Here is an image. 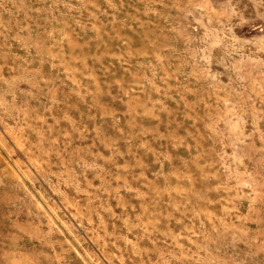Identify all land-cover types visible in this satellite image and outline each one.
<instances>
[{
    "label": "rangeland",
    "instance_id": "374dc122",
    "mask_svg": "<svg viewBox=\"0 0 264 264\" xmlns=\"http://www.w3.org/2000/svg\"><path fill=\"white\" fill-rule=\"evenodd\" d=\"M0 264H264V0H0Z\"/></svg>",
    "mask_w": 264,
    "mask_h": 264
}]
</instances>
